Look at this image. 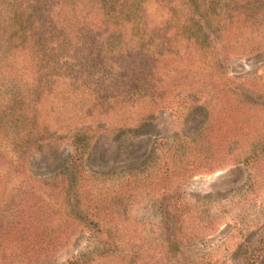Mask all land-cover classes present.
<instances>
[{
	"label": "rangeland",
	"instance_id": "rangeland-1",
	"mask_svg": "<svg viewBox=\"0 0 264 264\" xmlns=\"http://www.w3.org/2000/svg\"><path fill=\"white\" fill-rule=\"evenodd\" d=\"M241 1L236 15L235 0H226L227 8L223 0H207L197 17L181 24L175 0H0V141L16 172L43 183L36 185L41 192L48 183L56 187L58 177L69 180V190L80 173L101 208L110 194L128 186L133 195L126 197L125 213L137 228V245L149 241L155 247L160 214L140 195L141 187L169 156L174 136L200 137L203 107L214 104L202 99L197 110L158 104L166 93H180L169 83L190 75L186 69L199 81L213 70L196 58L192 67L184 64L183 47L193 45L207 62L206 47L224 48L219 56H227L228 78L264 81V0ZM202 9L208 11L204 19ZM30 34L36 37L35 60L27 51ZM16 176H0V216L24 186ZM246 182L243 167L228 166L184 185L193 215L219 219L206 243L193 244V261L232 264L239 236L230 228L238 229L243 219L240 188ZM70 190L72 204L76 191ZM13 209L4 214L10 217ZM87 236H74L32 264H67L90 250ZM22 256L10 261L1 255L0 264H27Z\"/></svg>",
	"mask_w": 264,
	"mask_h": 264
},
{
	"label": "trees",
	"instance_id": "trees-1",
	"mask_svg": "<svg viewBox=\"0 0 264 264\" xmlns=\"http://www.w3.org/2000/svg\"><path fill=\"white\" fill-rule=\"evenodd\" d=\"M206 2L175 0L174 6L179 8L174 10L180 18L177 20L181 24L193 20ZM223 2L225 8L230 6H226V0ZM235 4L233 12L237 15L243 3L235 0ZM207 14L208 11L203 19ZM35 40L32 34L26 38L32 60L36 57ZM186 45L188 47H183L184 64L192 67L196 58L201 60L204 68L212 66L213 70L204 73V80L199 81L190 77L193 72L188 73L190 69H186L190 75L180 74L171 85L169 83L170 89L176 88L180 92L179 96L166 93L158 104L180 103L186 110H197L202 99L214 104L203 107L200 137L191 140L174 136L169 145V156H164L155 175L141 187V191H145L140 195L149 197L160 214L153 230L158 241L155 247L149 241L137 245V228L125 213L126 197L133 195L128 186L112 193V197L110 194V201L101 208L92 191L85 189L83 175L77 173L70 185V189L76 191L75 202L71 204L68 197L72 190H68V179L55 178L52 185L56 184V187L51 188L48 183L43 192L39 191L36 178H32L31 183L30 178L16 172L17 167L11 164L9 152L1 140L0 176L10 180L17 175L24 186L18 188L19 194H14L4 206L7 214L6 209L14 205L10 217L4 213L0 216V256L12 261L20 254L28 260L27 264H32L36 258L44 260L46 254L65 247L74 236L85 232L90 250L80 252L67 264H204L203 258L200 263L189 255L193 244L206 243L205 240L216 233L219 219H208L203 213L198 218L193 215L195 207L184 202V185L198 175L221 171L228 166H241L247 171V182L240 188L245 210L240 227L230 228L239 236L232 253V264H264V81L260 78L254 81L228 78L224 71L227 56H219L220 49L225 52L224 48L206 47L210 57L207 62L196 47ZM139 58L135 60V68H138ZM191 59L194 60L191 62ZM170 89L167 90L170 92ZM28 150L21 152L27 154ZM154 150L153 147L151 155ZM177 153L180 160L176 159Z\"/></svg>",
	"mask_w": 264,
	"mask_h": 264
}]
</instances>
